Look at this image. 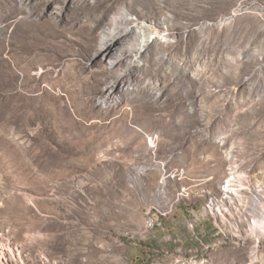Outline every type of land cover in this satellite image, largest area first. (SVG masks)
Instances as JSON below:
<instances>
[{"label":"rangeland","instance_id":"374dc122","mask_svg":"<svg viewBox=\"0 0 264 264\" xmlns=\"http://www.w3.org/2000/svg\"><path fill=\"white\" fill-rule=\"evenodd\" d=\"M263 221L264 0H0V264H264Z\"/></svg>","mask_w":264,"mask_h":264},{"label":"bare ground","instance_id":"6f19581e","mask_svg":"<svg viewBox=\"0 0 264 264\" xmlns=\"http://www.w3.org/2000/svg\"><path fill=\"white\" fill-rule=\"evenodd\" d=\"M128 21V19L126 20ZM126 30H129V29H126ZM127 33V31H126ZM139 33V32H138ZM121 34H116L114 35L113 37H109V38H106V41H105V44H104V53L105 55H107L108 58H111L117 51L118 49H120V36ZM123 36V35H122ZM125 36V35H124ZM123 36V37H124ZM122 37V38H123ZM126 37V36H125ZM139 42L137 44L139 52L142 53L144 48L147 47L154 39V36L151 34V33H139ZM122 40V39H121ZM138 41V40H136ZM127 42V41H126ZM122 44V43H121ZM123 45V44H122ZM136 46V47H137ZM119 53V52H118ZM123 57V56H122ZM118 59V58H117ZM121 61V58H119L118 60H116L115 62H112L111 61V66H114L115 64H117L118 62ZM106 101V100H105ZM232 182L233 181H229L228 184H229V187H231L232 185ZM261 221V220H260ZM146 224H147V228L150 229V230H155L157 228H160L161 227V223H158L157 221L153 222V223H149V219H148V216L146 217ZM263 225V226H262ZM257 226H259L257 224ZM256 226V227H257ZM262 226V227H261ZM261 227L262 230H260L261 232H259V229H257L259 232L258 233V237H264V221L263 222H260V226L259 228ZM258 228V227H257ZM255 234V233H254ZM259 239V238H258Z\"/></svg>","mask_w":264,"mask_h":264},{"label":"built area","instance_id":"2783aa9c","mask_svg":"<svg viewBox=\"0 0 264 264\" xmlns=\"http://www.w3.org/2000/svg\"><path fill=\"white\" fill-rule=\"evenodd\" d=\"M145 216H148V219H149V223H153L155 221H157L156 219L153 218L152 214H151V211H147L145 213Z\"/></svg>","mask_w":264,"mask_h":264}]
</instances>
